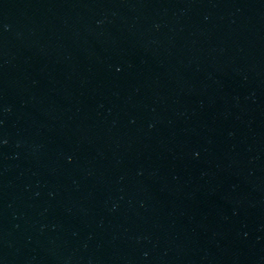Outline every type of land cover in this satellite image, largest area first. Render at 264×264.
I'll return each mask as SVG.
<instances>
[{
    "label": "water",
    "instance_id": "obj_1",
    "mask_svg": "<svg viewBox=\"0 0 264 264\" xmlns=\"http://www.w3.org/2000/svg\"><path fill=\"white\" fill-rule=\"evenodd\" d=\"M0 264H264V0H0Z\"/></svg>",
    "mask_w": 264,
    "mask_h": 264
}]
</instances>
